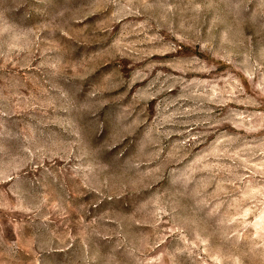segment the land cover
I'll return each mask as SVG.
<instances>
[{
	"label": "rangeland",
	"instance_id": "1",
	"mask_svg": "<svg viewBox=\"0 0 264 264\" xmlns=\"http://www.w3.org/2000/svg\"><path fill=\"white\" fill-rule=\"evenodd\" d=\"M0 264H264V0H0Z\"/></svg>",
	"mask_w": 264,
	"mask_h": 264
}]
</instances>
